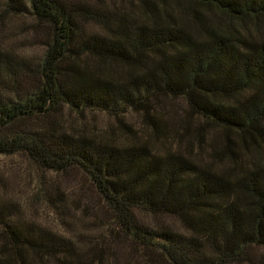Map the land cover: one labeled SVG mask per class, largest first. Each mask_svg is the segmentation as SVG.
Returning a JSON list of instances; mask_svg holds the SVG:
<instances>
[{
    "label": "trees",
    "instance_id": "1",
    "mask_svg": "<svg viewBox=\"0 0 264 264\" xmlns=\"http://www.w3.org/2000/svg\"><path fill=\"white\" fill-rule=\"evenodd\" d=\"M0 3V19L29 15L47 31L37 65L0 48V155L81 172L110 240L154 262L264 264V0H137L136 13L104 0ZM164 100H182L197 128L171 123ZM65 112L112 116L126 141L67 129ZM20 212L0 200V264H111L101 239L80 247Z\"/></svg>",
    "mask_w": 264,
    "mask_h": 264
},
{
    "label": "rangeland",
    "instance_id": "2",
    "mask_svg": "<svg viewBox=\"0 0 264 264\" xmlns=\"http://www.w3.org/2000/svg\"><path fill=\"white\" fill-rule=\"evenodd\" d=\"M107 6L123 4L127 10L136 13L134 3L137 0H104ZM0 12L3 6L0 3ZM0 19V48L10 49L19 57L37 65L45 52L44 41H47L46 30L40 29L29 15L2 14ZM88 29H96L87 26ZM167 110V119L180 128L187 124L193 130L199 121L189 117L182 100H164L161 104ZM65 127L76 131L105 136L115 134L119 142L126 141L124 130L119 126V120L103 113H86L78 116L64 113ZM123 121L130 126L131 131L141 139L149 136V127L142 121L141 115L128 111L123 115ZM185 122V123H184ZM179 128V129H180ZM181 131V130H180ZM211 136L207 133V136ZM172 137V135H170ZM170 137V139H171ZM176 141V137H173ZM193 148L200 152L197 143ZM199 150V151H198ZM203 148V153H206ZM207 158V154H203ZM49 194V203L44 193ZM0 200H9L21 211L25 221H33L43 229L68 237L74 244L85 247L90 241L101 239L109 252L106 260L111 264H167L164 260L154 262L142 249L127 243L120 238L110 240L108 225L110 215L105 210L101 198L92 189L88 179L79 171L51 174L38 168L32 161L21 154L0 155ZM15 212L16 209H15ZM149 224L164 223L174 230L182 231L179 221L172 216L162 215L153 218L141 215ZM115 237H120L117 233ZM263 250L255 252V256L263 254ZM104 256V257H105ZM48 264H55L52 260ZM241 264H248L242 262Z\"/></svg>",
    "mask_w": 264,
    "mask_h": 264
}]
</instances>
